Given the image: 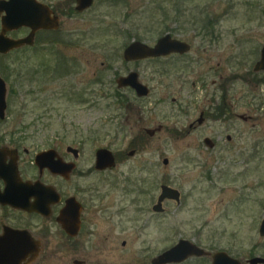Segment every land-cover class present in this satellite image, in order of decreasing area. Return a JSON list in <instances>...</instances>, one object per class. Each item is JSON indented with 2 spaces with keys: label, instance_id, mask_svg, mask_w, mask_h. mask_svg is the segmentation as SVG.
Returning <instances> with one entry per match:
<instances>
[{
  "label": "rangeland",
  "instance_id": "1",
  "mask_svg": "<svg viewBox=\"0 0 264 264\" xmlns=\"http://www.w3.org/2000/svg\"><path fill=\"white\" fill-rule=\"evenodd\" d=\"M40 1L54 6L61 28L38 36L37 49L14 50L0 62L8 88L0 140L20 132L35 150L54 141L87 142L82 171L93 164V175L75 182L88 200L83 230L76 241L61 242L48 264H152L180 240L243 264L264 258V72L254 71L264 46V0H187L183 6L177 0H95L86 13L65 17L69 0ZM208 20L213 36L204 38ZM167 34L191 44V52L124 60L133 41L154 46ZM49 40L56 46H47ZM59 53L77 62L70 75L52 71ZM24 63L35 75L21 70L18 76ZM2 66L11 67L10 77ZM130 72L140 74L151 94L139 99L120 91L130 100L121 108L116 80ZM223 92L229 112L213 117ZM201 112L205 122L189 134ZM240 115L252 118L245 122ZM101 148L120 157L113 172L94 171ZM163 185L179 190L181 202L166 200L157 213ZM180 264H212V258Z\"/></svg>",
  "mask_w": 264,
  "mask_h": 264
},
{
  "label": "flooded vegetation",
  "instance_id": "2",
  "mask_svg": "<svg viewBox=\"0 0 264 264\" xmlns=\"http://www.w3.org/2000/svg\"><path fill=\"white\" fill-rule=\"evenodd\" d=\"M38 1L50 7L53 12V16H57L59 18L60 27L57 30L37 31L35 34L34 45L22 47L25 49L27 48L28 50L38 48L36 45L38 44V36L44 33L57 34L61 28V17L57 14L54 6L40 0ZM94 3L95 0L92 2L90 8L81 12L77 10V0H69L65 9L66 13H64L63 16H74L75 14L82 15L92 9ZM73 4H75V7H73ZM23 29L28 31L27 35L31 32V29L29 28ZM55 44L56 40H49L47 46H56ZM129 45H127L126 48ZM189 45L191 49L188 53L172 54L163 58L167 59L171 58V56H186L192 50L191 44ZM65 56L66 55L59 53L56 67L52 70L59 76L70 75L71 71L77 67V62H73ZM144 60L125 61L127 63H137ZM49 71L51 72V70ZM29 72V75H33L35 71L33 70V72ZM131 73H137L139 82L146 85L141 81L140 74L138 72H130L129 74ZM119 78H117V80ZM91 79L93 80V77ZM117 80V90L115 92L116 103L121 108H128L130 100L128 96L123 97L121 95L122 93H119L120 91L130 90V92L134 93L139 99L148 97L138 96L137 92L131 87L120 88ZM91 84H93V82ZM74 96L77 97L80 96V94L75 93ZM220 102L227 113L229 106L226 102L225 92H223ZM221 105L220 107H222ZM226 113L223 116H225ZM201 117H203L205 122V112H201L197 122L190 124L189 134L196 132L199 128L198 126H202L204 122L199 124ZM238 117L245 122L251 120L252 118L245 115H240ZM148 131L146 130L150 137L155 136V134L151 136ZM16 137L18 138L11 137L9 141L4 139L0 140V149H7L6 155L0 157V171L3 170V172H0V197L3 195L8 196L11 194L21 193L24 196L22 197L25 202L22 204H15L9 199H2V197L0 199V259L6 255L5 258L7 259L19 260L18 263L14 264H48L50 257L53 254L55 255L58 253H53V251L62 250V246L59 247L61 242L76 241L83 230L86 223L85 216L87 213L88 200L86 201L81 197V191L83 189L78 187L75 182L82 178L92 176L93 164L90 165L87 170L82 171L81 161L84 157L83 149L87 142L68 143L65 141H54L46 149L35 150V148L29 145L28 141H25L24 138H22V134H20V132ZM227 140L230 142L231 136H227ZM132 151H135L136 154V150H131V152ZM45 152H47L44 156L45 162L40 165L37 163V157L41 153ZM129 153V157L135 156V154L130 156ZM114 157L116 165L113 169L98 171L96 169L95 162L94 171L102 174L113 172L117 168L118 160L120 159V157L115 154ZM91 197L92 195H90V198ZM70 199H75L78 203V205H74L73 213L67 209V201ZM78 216L80 220V230L77 235L73 236L66 230L65 227H69L70 219L76 220Z\"/></svg>",
  "mask_w": 264,
  "mask_h": 264
},
{
  "label": "water",
  "instance_id": "3",
  "mask_svg": "<svg viewBox=\"0 0 264 264\" xmlns=\"http://www.w3.org/2000/svg\"><path fill=\"white\" fill-rule=\"evenodd\" d=\"M94 0H77V10L84 11L91 7ZM0 54L7 55L10 52L20 49L24 46H32L35 43V34L39 30H57L60 27V21L57 16H53V12L49 6L39 2L38 0H0ZM23 28L31 29L29 35L23 38H11L9 33L19 31ZM190 45L182 40L174 39L170 34H167L160 38L154 46H149L140 41H133L124 51V58L126 61L144 60L150 58L167 57L172 54H186L190 51ZM255 72L264 71V46L261 50L260 60L254 67ZM120 88L131 87L134 89L138 96L146 97L150 94L149 87L139 82L137 73H131L126 77H120L117 80ZM7 83L0 77V119L6 118L8 109L7 103ZM204 122L203 117L199 120V124ZM148 133L153 136L154 130H149ZM207 147L213 149L215 143L210 139H205ZM7 149H0V157L5 156ZM47 154L41 153L37 157V163L44 164V156ZM135 151L129 153L133 156ZM96 169L98 171H104L106 169H113L116 165L115 157L112 151L106 148H101L96 152ZM168 159L164 160L167 164ZM1 165V164H0ZM0 172H3L1 170ZM21 193L11 194L8 196H1L2 199H9L12 203L22 204L25 202L24 196ZM0 197V199H1ZM166 200H173L177 203L181 202V193L179 190L163 185L161 187V194L158 198L157 204L153 207V210L157 213H163V203ZM78 203L75 199L67 201V209L72 213L74 212V205ZM69 227H65L66 230L73 236L77 235L80 230L79 216L69 220ZM259 234L264 237V219L261 222L259 228ZM6 256V255H5ZM2 257L0 264H14L19 260L7 259ZM204 258L211 257L212 264H243V262L227 252L219 251L214 254L204 250L197 246L194 242L189 240H180L174 247L165 251L158 257L152 260V264H180L187 261L190 258ZM248 264H264V258L253 257L249 259ZM75 264H84L83 261H75Z\"/></svg>",
  "mask_w": 264,
  "mask_h": 264
},
{
  "label": "trees",
  "instance_id": "4",
  "mask_svg": "<svg viewBox=\"0 0 264 264\" xmlns=\"http://www.w3.org/2000/svg\"><path fill=\"white\" fill-rule=\"evenodd\" d=\"M165 1H168V0H165ZM177 1H179V2H181V4H182V6L186 3V1L187 0H177ZM154 3L153 4H156V2H157V0H155V1H153ZM158 4V3H157ZM180 4V5H181ZM155 7V9H160V7H161V5H156V6H154ZM166 16H167V19H169V18H172L169 14H165ZM141 20L142 21H144V19L143 18H141ZM208 23H211V20L209 21L208 20V22H207V24L205 25H203L204 26V28L201 30V31H203V37L205 38V37H212L213 36V31H211V30H209V26H208ZM204 29H205V31H204ZM27 49V48H26ZM5 57V55H0V62H2V60H3V58ZM18 61H20V59L18 58ZM28 61V60H27ZM21 62V61H20ZM3 63V62H2ZM2 63H1V65H2ZM25 64V63H24ZM28 64H25V66H23L22 64L20 65V67H19V69H20V72H19V74H18V76H20V77H22V73H21V70H26V75L27 76H29V74H30V70H29V67L27 66ZM2 67H4V66H2ZM9 68V69H8ZM3 69H7V72H8V76L10 77V75H11V72L13 71V70H11V67L10 66H6V67H4ZM4 70V71H5ZM29 70V71H28ZM227 112H228V110H227ZM226 113V110H225V108L222 106V107H218L217 108V113L216 114H214V116L213 117H223V115Z\"/></svg>",
  "mask_w": 264,
  "mask_h": 264
}]
</instances>
